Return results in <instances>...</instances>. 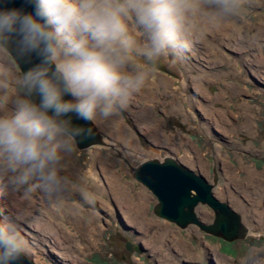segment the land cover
<instances>
[{"label":"rangeland","instance_id":"1","mask_svg":"<svg viewBox=\"0 0 264 264\" xmlns=\"http://www.w3.org/2000/svg\"><path fill=\"white\" fill-rule=\"evenodd\" d=\"M130 27L135 31L134 22ZM168 57L178 84L174 74L156 72L153 63L159 61L143 65L149 78L128 106L94 122L110 145L80 149L67 138L57 191L33 187L34 182L16 186L0 174V219L18 225L33 264L263 263L264 0H244L235 16ZM0 65L5 70L0 81L7 84L0 85V99L7 96V110H14V99L23 95L15 83L22 71L7 52L0 53ZM168 154L214 182L215 195L241 212L252 232L230 241L196 224L181 228L155 215L157 196L133 177L132 168ZM26 193L36 202L31 215L15 201ZM69 204L80 218L77 225ZM197 213L204 222L214 218L207 204H200ZM38 219L70 227L76 238L65 249L74 257L51 243L54 236L47 229L36 228ZM128 240L144 251L127 248Z\"/></svg>","mask_w":264,"mask_h":264},{"label":"clouds","instance_id":"2","mask_svg":"<svg viewBox=\"0 0 264 264\" xmlns=\"http://www.w3.org/2000/svg\"><path fill=\"white\" fill-rule=\"evenodd\" d=\"M243 2L26 0L31 13L0 10V53L17 62L33 53L40 60L15 77L23 95L14 99V110H7V96L0 99V174L16 186L34 182L57 191L67 138L92 134L73 125L69 114L95 122L126 108L149 78L143 65L189 49L194 38L235 16ZM28 247L18 225L0 219V264H13Z\"/></svg>","mask_w":264,"mask_h":264},{"label":"water","instance_id":"3","mask_svg":"<svg viewBox=\"0 0 264 264\" xmlns=\"http://www.w3.org/2000/svg\"><path fill=\"white\" fill-rule=\"evenodd\" d=\"M22 9L31 13L33 8L26 0H0V10ZM15 49V42L12 44ZM12 56V55H11ZM13 57V56H12ZM15 60V58L13 57ZM15 62L22 73L40 62L34 53ZM55 66L52 65L54 70ZM39 102V97H33ZM66 100L74 99L71 95L64 97ZM73 125L91 129V136L86 138L76 137L78 148L85 149L96 144L108 145L109 142L100 128L90 121L79 119L74 113L69 114ZM133 177L145 185L157 196L153 206L155 215L174 222L181 228H187L190 224L198 225L207 233L220 236L227 240L245 238L251 233V227L244 221L242 214L235 210L228 201L217 197L213 191L214 182L209 181L203 174L180 162L173 155L145 158L133 166ZM218 179L214 171V181ZM200 204H207L214 210V218L211 222H204L197 213ZM130 245V243H129ZM136 246L138 252H142ZM13 264H33L26 253Z\"/></svg>","mask_w":264,"mask_h":264},{"label":"bare ground","instance_id":"4","mask_svg":"<svg viewBox=\"0 0 264 264\" xmlns=\"http://www.w3.org/2000/svg\"><path fill=\"white\" fill-rule=\"evenodd\" d=\"M224 28V30L226 29L225 27H223ZM160 71H162V72H166V73H171V74H174V73H172L164 64H163V62L162 61H160L159 63H158V65H155ZM175 75V74H174ZM176 76V75H175ZM96 124V123H95ZM109 142V141H108ZM97 145V144H96ZM99 145V144H98ZM108 145H110V142H109V144ZM72 172L74 173L75 171L74 170H72ZM63 183V182H62ZM64 185H66V183H64ZM11 189H12V187H11ZM9 189H7V191H8ZM13 190H14V195L15 196H17L16 195V193H17V189H16V187H14L13 188ZM10 191V190H9ZM214 191V190H213ZM27 194V193H26ZM5 197V196H4ZM14 197V196H13ZM6 198V197H5ZM18 198V197H17ZM12 200V199H11ZM15 201H17V207L19 208H21V212H23V213H25V215H31V214H33V207H36V202H35V200L34 199H32V197H30L28 194L27 195H25L24 194V197H22V199H16V197H15ZM8 203V202H7ZM0 204H1V202H0ZM69 206V208L70 207H73V206H70V204L68 205ZM1 207V206H0ZM29 207V208H28ZM2 208H4V207H2ZM19 208V209H20ZM33 208V209H32ZM74 208V207H73ZM72 209V208H71ZM74 210H75V208L73 209V213H72V215H73V220H72V224H75V225H77L78 224V220H80V218H78V216L76 215V213H74ZM3 211V210H2ZM76 211V210H75ZM6 213V212H5ZM18 217V216H17ZM24 217V216H23ZM167 220V219H166ZM35 222V221H34ZM29 225V224H28ZM35 225H36V228H39V229H42V227H43V229H47L46 231L49 233V235L51 236V237H55V241H54V237H53V242H52V240H51V243H53L54 245H55V247L57 248V249H59L61 252H62V254L63 255H65V256H68V254L69 253H71L70 254V256L71 257H74L73 256V254H72V250H71V252L69 251V250H67L66 251V249L65 248H68L66 245H68V246H72V243H74L75 241H74V239H73V237H75L76 238V236H72V232L70 231L71 229H70V227H68V228H65L64 226H62L61 224H55V223H53L51 220H44V221H40L39 219H38V221L37 222H35ZM33 226V225H32ZM80 226H81V223H80ZM41 227V228H40ZM82 227V226H81ZM35 229V228H34ZM66 239L68 240V241H66ZM66 241V242H65ZM70 243V244H69ZM72 248V247H71ZM69 249V248H68ZM65 251V252H64ZM56 256V255H55ZM63 257V256H62ZM262 258V257H261ZM66 259V258H65ZM70 259V258H69ZM264 259V258H263ZM261 262H263L262 264H264V260L262 261L261 260ZM260 262V263H261ZM259 263V262H258Z\"/></svg>","mask_w":264,"mask_h":264},{"label":"flooded vegetation","instance_id":"5","mask_svg":"<svg viewBox=\"0 0 264 264\" xmlns=\"http://www.w3.org/2000/svg\"><path fill=\"white\" fill-rule=\"evenodd\" d=\"M165 58V56L164 57H159V58H156L154 61H162V59H164ZM159 62H156V63H153L154 64V67H156L155 65H158V63ZM157 68V67H156ZM175 68V67H174ZM169 69V68H168ZM157 70L158 71H160L158 68H157ZM170 70V69H169ZM171 71V70H170ZM172 73H174L173 71H171ZM175 74V73H174ZM247 86H249L250 87V85H247ZM227 201V200H226ZM229 202V201H228ZM230 203V202H229ZM231 205V204H230ZM232 206V205H231ZM233 207V206H232ZM234 208V207H233ZM235 209V208H234ZM235 210H237V209H235ZM238 211V210H237ZM241 213V212H240ZM242 214V213H241ZM244 219V218H243ZM245 221V220H244ZM249 225V224H248ZM251 232H252V227H251ZM129 243H130V245H129ZM127 248H129V249H131V250H136V246H138V244L137 243H135V242H129V240L127 241ZM141 250H142V252L144 251V247H142V246H140L139 247Z\"/></svg>","mask_w":264,"mask_h":264},{"label":"crops","instance_id":"6","mask_svg":"<svg viewBox=\"0 0 264 264\" xmlns=\"http://www.w3.org/2000/svg\"><path fill=\"white\" fill-rule=\"evenodd\" d=\"M164 64H165V66L167 68H169L171 71H173L175 73L177 80L174 79L175 80V84L174 85H176V82L178 84L179 78H178V73H177L176 69L173 66L174 62H172V60L168 56H165V58H164ZM156 72H160V71L156 70ZM161 75H165V74L161 73ZM166 76H167V74H166ZM242 81H244V80L242 79Z\"/></svg>","mask_w":264,"mask_h":264}]
</instances>
